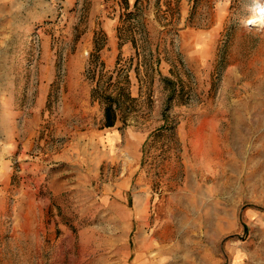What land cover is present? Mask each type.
Returning <instances> with one entry per match:
<instances>
[{"label": "rangeland", "instance_id": "1", "mask_svg": "<svg viewBox=\"0 0 264 264\" xmlns=\"http://www.w3.org/2000/svg\"><path fill=\"white\" fill-rule=\"evenodd\" d=\"M263 7L0 0V264H264Z\"/></svg>", "mask_w": 264, "mask_h": 264}, {"label": "trees", "instance_id": "2", "mask_svg": "<svg viewBox=\"0 0 264 264\" xmlns=\"http://www.w3.org/2000/svg\"><path fill=\"white\" fill-rule=\"evenodd\" d=\"M99 66L103 67L104 62H101ZM112 76L106 78L104 75H99L92 89V98L99 101L103 108V127H113L118 121H124L123 111L131 109V104L134 102L128 90L129 79L125 77L124 82H121L123 72L118 73V78L114 82ZM93 78L96 77L93 76Z\"/></svg>", "mask_w": 264, "mask_h": 264}, {"label": "bare ground", "instance_id": "3", "mask_svg": "<svg viewBox=\"0 0 264 264\" xmlns=\"http://www.w3.org/2000/svg\"><path fill=\"white\" fill-rule=\"evenodd\" d=\"M249 23H250V25L256 26L259 29H261V28L264 27V7L261 9V11L259 12V14L254 15L250 19V22Z\"/></svg>", "mask_w": 264, "mask_h": 264}]
</instances>
